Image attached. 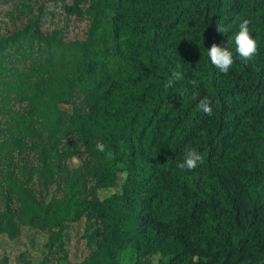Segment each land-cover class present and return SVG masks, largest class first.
<instances>
[{
  "label": "trees",
  "instance_id": "obj_1",
  "mask_svg": "<svg viewBox=\"0 0 264 264\" xmlns=\"http://www.w3.org/2000/svg\"><path fill=\"white\" fill-rule=\"evenodd\" d=\"M81 220L78 264H264V0H0V236L44 249L0 264H72Z\"/></svg>",
  "mask_w": 264,
  "mask_h": 264
},
{
  "label": "clouds",
  "instance_id": "obj_2",
  "mask_svg": "<svg viewBox=\"0 0 264 264\" xmlns=\"http://www.w3.org/2000/svg\"><path fill=\"white\" fill-rule=\"evenodd\" d=\"M250 21L245 19L239 25V31L234 37L235 45H236V53L242 59V61H250L252 57L257 55L259 44L258 40L253 37L249 30ZM216 32L220 33L223 29L219 26L216 27ZM207 55L212 63V65L222 74L228 75L229 70L232 68L235 63L233 53L227 47L223 46V44L212 43L210 48H208ZM184 80V76L180 71L171 72L167 81L164 83V88L170 89L174 87L178 82ZM189 84L193 88L196 87V81H188ZM211 101L208 97H204L200 100L198 104V109L202 110L204 114L211 116L212 108ZM105 144L103 142H97L96 149L99 152L105 151ZM203 163L202 155L194 148L186 149L183 155L182 162L177 164V167L181 170L192 171L199 164Z\"/></svg>",
  "mask_w": 264,
  "mask_h": 264
},
{
  "label": "rangeland",
  "instance_id": "obj_3",
  "mask_svg": "<svg viewBox=\"0 0 264 264\" xmlns=\"http://www.w3.org/2000/svg\"><path fill=\"white\" fill-rule=\"evenodd\" d=\"M64 108L63 105H60ZM109 191V190H106ZM83 228V221L72 223L65 232L64 242L67 246V255L72 264H78L85 254L84 242L80 238ZM43 235L24 228L22 235L12 241L7 240L3 235L0 236V256L6 255L10 262H13L18 252H25L32 260H38L43 254L40 240ZM54 264V263H53Z\"/></svg>",
  "mask_w": 264,
  "mask_h": 264
}]
</instances>
